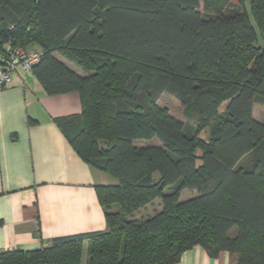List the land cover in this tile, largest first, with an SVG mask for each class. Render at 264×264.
<instances>
[{
	"label": "trees",
	"instance_id": "1",
	"mask_svg": "<svg viewBox=\"0 0 264 264\" xmlns=\"http://www.w3.org/2000/svg\"><path fill=\"white\" fill-rule=\"evenodd\" d=\"M6 44L39 48L32 73L47 95H79L81 113L55 122L117 183L95 188L104 231L0 264H82L84 242L85 264H174L194 246L264 264V123L252 115L264 107V0H0ZM163 94L183 121L158 106ZM183 190L197 194L180 201ZM155 199L159 212L134 218Z\"/></svg>",
	"mask_w": 264,
	"mask_h": 264
},
{
	"label": "crops",
	"instance_id": "2",
	"mask_svg": "<svg viewBox=\"0 0 264 264\" xmlns=\"http://www.w3.org/2000/svg\"><path fill=\"white\" fill-rule=\"evenodd\" d=\"M54 56L75 74L89 75L59 52ZM81 110L76 92L49 96L32 72L17 71L0 90L1 253L30 252L56 238L105 230L95 188L117 180L86 164L55 122ZM174 264L239 263L236 253L211 258L194 246Z\"/></svg>",
	"mask_w": 264,
	"mask_h": 264
},
{
	"label": "rangeland",
	"instance_id": "3",
	"mask_svg": "<svg viewBox=\"0 0 264 264\" xmlns=\"http://www.w3.org/2000/svg\"><path fill=\"white\" fill-rule=\"evenodd\" d=\"M234 3L237 2V0H232ZM35 49H38V47L33 46ZM40 51V50H39ZM158 106L161 108H164L168 111V113L179 120H184L182 116V108L179 103L174 97L168 95V94H163L159 100L157 101ZM252 115L253 117L260 121L261 123H264V107L258 106V105H253L252 106ZM157 144V141L152 138L149 142L142 141L138 142L137 144ZM165 192H168L166 190ZM197 192L192 191V190H183L181 195H180V201H184L186 199L192 198L196 196ZM161 210V204L159 199L153 200L149 205L138 211L136 214H134L135 219H147L148 217L153 216L156 214V212H159ZM88 242L83 243V258H82V264H85L88 256H87V247H88ZM87 245V246H86Z\"/></svg>",
	"mask_w": 264,
	"mask_h": 264
},
{
	"label": "built area",
	"instance_id": "4",
	"mask_svg": "<svg viewBox=\"0 0 264 264\" xmlns=\"http://www.w3.org/2000/svg\"><path fill=\"white\" fill-rule=\"evenodd\" d=\"M41 59V51L34 47L11 48L8 44L0 48V90L5 89L17 71L31 73ZM1 253V251H0Z\"/></svg>",
	"mask_w": 264,
	"mask_h": 264
}]
</instances>
